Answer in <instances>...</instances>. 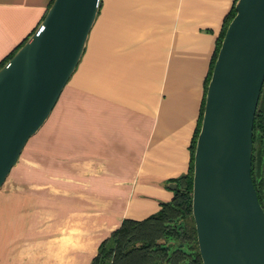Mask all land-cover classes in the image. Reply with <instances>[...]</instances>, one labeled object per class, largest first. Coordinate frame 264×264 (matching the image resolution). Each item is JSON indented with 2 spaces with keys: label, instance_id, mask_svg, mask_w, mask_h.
<instances>
[{
  "label": "crops",
  "instance_id": "obj_1",
  "mask_svg": "<svg viewBox=\"0 0 264 264\" xmlns=\"http://www.w3.org/2000/svg\"><path fill=\"white\" fill-rule=\"evenodd\" d=\"M49 2L0 0V61ZM232 2L101 0L99 43L90 44L83 75L78 60L57 97L75 73L70 85L84 97V128L72 125L77 115L64 109L70 124L63 132L71 148L85 150V197L55 204L52 221L39 211L40 220L27 216L24 264H90L99 241L122 218L142 219L170 200L167 184L187 171L204 78ZM51 156L64 164L72 158ZM65 172L71 179L72 170Z\"/></svg>",
  "mask_w": 264,
  "mask_h": 264
},
{
  "label": "water",
  "instance_id": "obj_2",
  "mask_svg": "<svg viewBox=\"0 0 264 264\" xmlns=\"http://www.w3.org/2000/svg\"><path fill=\"white\" fill-rule=\"evenodd\" d=\"M99 2L51 0L0 65V185L73 72ZM233 8L205 85L192 154L190 208L202 264H264V209L250 175L264 79V0H234Z\"/></svg>",
  "mask_w": 264,
  "mask_h": 264
},
{
  "label": "rangeland",
  "instance_id": "obj_3",
  "mask_svg": "<svg viewBox=\"0 0 264 264\" xmlns=\"http://www.w3.org/2000/svg\"><path fill=\"white\" fill-rule=\"evenodd\" d=\"M100 2L79 59L77 67L79 75H83L85 55L90 44L99 43L100 40ZM74 74L64 86L44 122L27 138L16 163L10 167L0 185V255L3 252L8 256L7 259L4 257L0 260V264H24V220L27 216L34 213L33 216L40 220L42 219L40 214L43 212L46 222L52 221L55 204L62 203L63 199L68 198H73L80 204L85 197L83 184L85 157L80 153L85 150L71 148L67 142L70 134L63 132L70 124L69 119L62 115L64 109H72L74 116L77 115L72 118V125L79 126V129L84 125L81 114L84 110V97L82 92L77 91L76 94L70 85ZM74 98L76 102H73ZM54 153L62 158L71 153L72 158L70 162L66 161L68 164L54 162L51 158ZM68 170H72L68 173L71 179H64L65 171ZM54 173H57L56 177L60 175L61 178L54 179ZM41 206L44 209L41 210ZM37 211L40 212V219Z\"/></svg>",
  "mask_w": 264,
  "mask_h": 264
},
{
  "label": "trees",
  "instance_id": "obj_4",
  "mask_svg": "<svg viewBox=\"0 0 264 264\" xmlns=\"http://www.w3.org/2000/svg\"><path fill=\"white\" fill-rule=\"evenodd\" d=\"M233 2L224 16L204 78L199 112L189 142L187 171L174 179L176 185L172 189V197L166 202H161L159 208L154 213L142 219L122 218L119 224L109 232L108 236L99 241L96 252L91 257L90 264H202L197 249L190 208L192 154L201 118L205 85L225 25L234 13ZM13 52L0 61V65ZM263 155L264 79L252 121V153L250 164L251 180L258 201L264 209Z\"/></svg>",
  "mask_w": 264,
  "mask_h": 264
}]
</instances>
